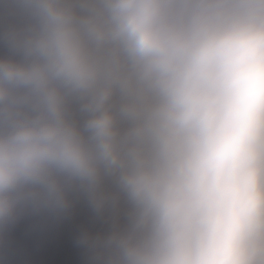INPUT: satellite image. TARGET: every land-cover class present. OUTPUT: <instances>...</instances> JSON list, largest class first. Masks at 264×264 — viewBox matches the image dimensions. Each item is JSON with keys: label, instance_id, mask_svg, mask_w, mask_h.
Returning <instances> with one entry per match:
<instances>
[{"label": "clouds", "instance_id": "1", "mask_svg": "<svg viewBox=\"0 0 264 264\" xmlns=\"http://www.w3.org/2000/svg\"><path fill=\"white\" fill-rule=\"evenodd\" d=\"M13 245L264 264V0H0V264Z\"/></svg>", "mask_w": 264, "mask_h": 264}]
</instances>
